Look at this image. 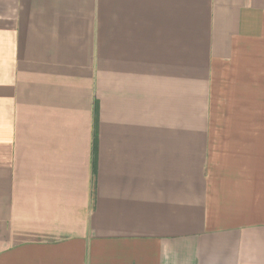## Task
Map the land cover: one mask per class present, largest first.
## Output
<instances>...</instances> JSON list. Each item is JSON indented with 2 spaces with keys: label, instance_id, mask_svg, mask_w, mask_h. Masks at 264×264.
<instances>
[{
  "label": "crops",
  "instance_id": "0c3cea01",
  "mask_svg": "<svg viewBox=\"0 0 264 264\" xmlns=\"http://www.w3.org/2000/svg\"><path fill=\"white\" fill-rule=\"evenodd\" d=\"M0 264H264V0H0Z\"/></svg>",
  "mask_w": 264,
  "mask_h": 264
}]
</instances>
